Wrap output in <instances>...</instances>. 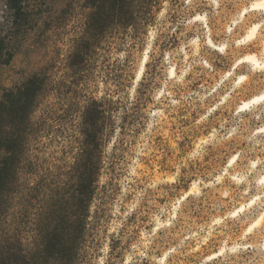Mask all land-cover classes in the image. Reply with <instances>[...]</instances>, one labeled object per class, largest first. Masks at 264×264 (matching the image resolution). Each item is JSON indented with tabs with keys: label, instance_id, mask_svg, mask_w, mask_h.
<instances>
[{
	"label": "clouds",
	"instance_id": "1",
	"mask_svg": "<svg viewBox=\"0 0 264 264\" xmlns=\"http://www.w3.org/2000/svg\"><path fill=\"white\" fill-rule=\"evenodd\" d=\"M0 264H264V0H0Z\"/></svg>",
	"mask_w": 264,
	"mask_h": 264
},
{
	"label": "rangeland",
	"instance_id": "2",
	"mask_svg": "<svg viewBox=\"0 0 264 264\" xmlns=\"http://www.w3.org/2000/svg\"><path fill=\"white\" fill-rule=\"evenodd\" d=\"M194 191L196 190V189H193ZM122 211V210H121Z\"/></svg>",
	"mask_w": 264,
	"mask_h": 264
}]
</instances>
